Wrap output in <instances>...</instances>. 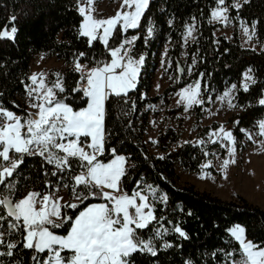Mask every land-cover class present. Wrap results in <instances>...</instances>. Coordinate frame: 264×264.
<instances>
[{
  "label": "trees",
  "instance_id": "16d2710c",
  "mask_svg": "<svg viewBox=\"0 0 264 264\" xmlns=\"http://www.w3.org/2000/svg\"><path fill=\"white\" fill-rule=\"evenodd\" d=\"M78 1L0 0V31L17 29L15 39H0V108L22 117L28 116L19 99L27 95L31 61L40 53H47L66 66L58 74L65 91L57 94V99L74 110L85 108L88 98L83 95V80L75 68L76 63L93 69L102 66L111 60V49L120 46L127 37L135 36L129 55L143 54L144 63L136 88L127 96L113 95L105 102L104 152L99 158L106 161L114 156L125 157L127 166L120 180L124 194L131 196L145 188L152 191L147 196L156 220L147 228L137 230V236L145 241L151 239L157 255L136 252L130 257L131 264H233L241 258L240 245L229 233L234 225L242 226L246 238L264 248L263 209L241 196L226 201L199 192L193 186L175 184L174 162L178 161L188 172L198 173L201 162L208 158L205 150L209 148L185 143L176 152L155 157L144 141L148 125L145 110L159 101L167 103L170 95L197 79H200L203 104L207 106L229 86L238 84L243 74L250 70L252 82L248 90L238 89L236 93V107L245 111L236 117L233 125L235 140L242 137L241 127H250L264 118V106L256 102L264 93V0H243L239 9L232 7L236 0H224L233 26L231 39L214 36L218 26L211 22V13L219 0H149L140 26L126 32L117 26L107 47L99 39L90 43L87 37L80 35L82 16L77 10ZM12 17H15L14 21ZM237 19L247 25L255 24L256 38L262 44L260 51L241 46ZM191 23L195 25L196 38L185 46L186 61L193 63V72L188 76L187 68H182V73L179 69L184 32ZM148 27L152 31L146 38ZM166 43L167 57L176 76L175 84L162 94L150 97L155 71L152 56ZM78 88L81 91H76ZM10 156L20 159L19 154L10 153ZM70 164V169H56L40 155L23 154L22 162L12 176L0 184V192L14 181L13 202L22 197L21 183L40 193H50L55 186L64 185L68 195L73 190L79 192L76 208L66 207L70 202L61 208L62 215L72 217V220L60 228L51 229L55 234L65 236L80 212L90 205L107 202L100 197L98 189L93 188L91 192L96 195H92L84 186H75L73 176L81 169L76 159H70ZM0 214L5 217L2 225L10 224L4 243L0 244V253H4L0 255V264H42L48 257L47 251L37 253L25 248L23 228H11L15 221L7 218L4 209H0ZM176 227L186 233L187 239L174 231ZM157 231L160 236L155 235ZM9 243L15 247L9 249ZM164 244L171 247L165 248ZM9 251L12 255H7ZM62 255L67 258L71 253ZM33 256L37 259L33 260Z\"/></svg>",
  "mask_w": 264,
  "mask_h": 264
},
{
  "label": "snow or ice",
  "instance_id": "6c2138e0",
  "mask_svg": "<svg viewBox=\"0 0 264 264\" xmlns=\"http://www.w3.org/2000/svg\"><path fill=\"white\" fill-rule=\"evenodd\" d=\"M94 3L95 0H87V7L80 6L78 9L83 17L80 35L88 37L90 43L99 36L106 47L118 25L125 32L128 29L138 28L149 6V0H122V9L114 17L97 19L93 15ZM219 4L223 5L224 0H219ZM234 6L240 7L239 4ZM226 12L227 8L218 7L211 16L213 19L227 21ZM12 20L14 21L15 17H12ZM244 30L248 34V29ZM151 31L148 29L149 34ZM193 31L194 26H190L187 29L188 35L190 36ZM16 32L15 27H12L10 31H0V39H15ZM253 35L254 32L249 35V39H252ZM135 39L136 37L125 40L120 47L111 49V62L92 69L84 77L87 87L82 91L88 98L87 107L74 110L67 103L58 100L53 89L64 92L61 82L58 79L53 87H47L41 74L39 88L30 89L28 93L30 97L36 93L35 100L38 102L32 104V107L38 109L36 117L29 116L22 122L21 118L11 111L0 108V184H4L6 177L12 176L22 162L23 154H38L61 170L70 169V159H76L79 161L81 172L74 177L75 185L84 186L92 195L96 193H92L91 190L98 189L100 197L110 202V205L102 203L87 207L74 219L67 235L61 236L51 229L62 227L64 223L72 220V217L62 215L63 206L58 199L50 194L41 195L30 192L25 198L14 203L9 197L0 195V209L6 210V216L15 221L11 228L22 227L26 233L24 247L34 249L37 253L47 251L48 257L44 264H131L130 257L136 252L157 255L151 239L145 241L137 236V230L147 228L156 220L151 210L149 197L142 195L139 191L131 196L115 194L121 191L119 182L125 174V157L116 156L107 164L101 163L97 158V154L104 152L106 100L113 95L127 96L138 83L144 58L140 57L138 60L126 58V52L122 55L124 45L132 44ZM118 69L120 71H117ZM76 70L83 71L78 62ZM31 80L33 84L38 83L36 75H33ZM244 90H248L247 84L244 85ZM76 91L81 89L78 88ZM179 95L181 101L187 102V108L203 104V101L199 99V83L185 88ZM229 95L225 93V96ZM229 103L231 104L230 101ZM259 103L264 105V99H261ZM231 106L234 107V105ZM259 126L261 134L264 135V122H260ZM220 133L223 139L231 142L229 155H234L236 148L232 132L225 131L221 126ZM212 135L217 136V133L214 132ZM89 138L90 143H85ZM85 147L90 151H85ZM10 153L20 154V159H13ZM230 163H235V160L223 161L225 179H227L226 170ZM6 187L9 191L12 190L11 185ZM105 188L111 191H104ZM162 199L166 200L167 197ZM66 207L76 208L77 205L69 204ZM146 209L148 211H145ZM3 219L5 217L0 216V220ZM174 231L187 239L186 233L181 228L176 227ZM229 231L240 245L239 264H264V248L247 241L243 227L236 225ZM155 235L160 236L161 233L157 231ZM3 243V239L0 238V244ZM7 246L9 249L15 247L11 243ZM163 247L167 248L171 245L164 244ZM64 252H70L71 255L66 258L62 255ZM3 254L0 253V255ZM7 255H12L11 251ZM32 259L36 260L37 257L33 256Z\"/></svg>",
  "mask_w": 264,
  "mask_h": 264
},
{
  "label": "rangeland",
  "instance_id": "374dc122",
  "mask_svg": "<svg viewBox=\"0 0 264 264\" xmlns=\"http://www.w3.org/2000/svg\"><path fill=\"white\" fill-rule=\"evenodd\" d=\"M242 2L243 0H236L232 3V7L234 9H239L240 7L237 8L234 5L239 4L241 6ZM80 6L87 7V0H79L77 2V10ZM218 7L226 8L224 4L220 5L218 1L216 7L212 10V12ZM94 9L95 11L93 12V15L95 18L108 19L114 17L118 11H121L122 0H95ZM225 15L228 17V9ZM82 21L80 23V26L82 24ZM211 22L218 26L214 31L215 38L219 36H224L227 39H231L233 26L229 18L227 19V21H224L222 19H213L211 16ZM118 26L120 27L122 32H125L123 31L120 25ZM190 26H194V31L189 36L187 29ZM245 28L248 29V34L245 33ZM148 29L150 28L148 27L145 32L146 38L151 36V34H149L148 32ZM237 30L239 42L242 47L256 51H260L262 49V44L259 43L256 38L255 24L247 25L244 21L237 19ZM253 32L254 35L252 36V39H249V35H251ZM133 37L135 36H129L125 40H132ZM195 38V25L194 23H191L186 27L184 32L182 52L180 55L182 65H180L181 68L179 69V72L182 73V68H187L188 76L191 75L193 72V63L189 64L186 61L185 46L188 42H193ZM97 39L100 40L99 36ZM100 41L102 42V40ZM132 44L124 45V52L122 51V55H125V52L128 51L126 54V58L131 57L134 60H138L140 57L144 58L143 54L138 55L136 57L129 55V50L131 49ZM167 49L168 44L166 43L154 56H152V63L155 66V71L152 80V88L149 93L150 97L162 94L166 88H171L175 84L176 76L173 69L171 68L170 60L167 57ZM110 62L111 60L108 63ZM80 65L82 69L87 67V65L85 64ZM88 67L90 71L93 69L90 66ZM65 68L66 66L62 62L57 61L53 56L47 53H40L39 55L34 56L31 61V72L29 75L30 84L27 87V95L25 98L19 99L21 107L24 108L29 114L26 117H22L21 115H18L16 113H14V115L20 117L22 122L26 121L29 116L36 117L38 109L32 107L33 103L38 102L35 100L36 93H33V95L30 97L28 94L29 90L39 88V78L41 74L43 76L44 84L47 87H53V85L59 79L58 74L60 72H63ZM117 71L120 70L118 69ZM33 75H36L38 77L37 84L32 83L31 77ZM84 77V75H81V79L83 80V85L85 88L87 87V82ZM59 81L62 84V81L60 79ZM251 82L252 75L250 73V70H247L243 74L238 84H233L229 86L221 95L217 96L214 101H209L207 106H205L204 104H200L193 105L192 107L187 108V102L181 101L179 93L182 92L185 88L194 86L197 83L200 84V79L192 80L183 88L177 90L175 93L170 95L168 97L167 103L164 101H159L157 104L145 110L148 113V125L144 133V141L148 144L149 152L155 157H162L167 154L176 152L185 143L201 146L204 149L209 148V150H205V156L207 155L208 158H205L201 162V171L198 173L188 172L180 166L178 161L174 162V169L177 174L175 184L179 187L186 185L193 186L199 192H207L215 197L226 201L234 200L236 199V196H241L246 199L249 203L264 210V135L261 134V129L259 126L260 122H264V118L250 127L240 128L242 137L239 138V141L235 140L236 151L234 155H229V149L232 147L231 142L223 139L222 133H220V127L223 126L225 131H230L233 134V125L236 121V117L242 116L245 111V109L243 108L236 107V93L238 89L244 90V85L247 84L249 86ZM53 90L56 93V96L57 94L59 95L61 93L58 89L54 88ZM225 93H229L230 95L225 96ZM221 97L224 98L221 99ZM199 99L202 100L201 92ZM261 99H264V93ZM261 99H258L256 102L259 103ZM229 101L231 102V104L229 103ZM231 105H234V107ZM213 125L215 126V128H211V126ZM205 128H207L208 131H205ZM24 131H26V129ZM214 132L217 133V136L212 135V133ZM83 139L84 138H82V140ZM213 141L216 142L213 143ZM85 143H90V138L85 141ZM85 151L90 150L85 147ZM37 155L38 154L34 156ZM101 155L102 154H97V158L101 163L105 164L110 163L116 157L114 156L109 160L103 161L99 159ZM225 159H228L230 161L232 159L235 160V163H230L229 167L226 170L227 179L224 178L225 169H223L222 167L223 161ZM50 165L55 166L54 164ZM206 165L207 167H205ZM126 166L127 163H125V168ZM76 175L78 174H75L73 176V181ZM8 185L12 186V190L9 191V189L5 186L0 192V195L4 197H9L11 199L12 193L15 190V181ZM20 191L22 197L16 200L15 202H18L20 199L25 198L30 192L40 193L37 190L28 189L22 183L20 184ZM104 191L111 190L105 188ZM139 192H141L142 195L152 193V191L148 190V188H145L144 191ZM40 194H50L55 199H58L62 206H64L67 202H70V204H75L80 199V194L76 190H73L72 194L68 195L67 188L65 185L55 186L52 192L47 193L46 191H44ZM115 194L120 195L124 193L121 190L120 192ZM105 203L110 204V202L108 201ZM138 203H140L139 200ZM145 211L148 210L146 209ZM0 216L2 215L0 214ZM2 222L3 220H0V238L3 239L9 231L10 224H8L7 226H3ZM246 240L249 241L247 238ZM240 260L241 258L236 259L233 264H239ZM42 264H44V262Z\"/></svg>",
  "mask_w": 264,
  "mask_h": 264
},
{
  "label": "built area",
  "instance_id": "2783aa9c",
  "mask_svg": "<svg viewBox=\"0 0 264 264\" xmlns=\"http://www.w3.org/2000/svg\"><path fill=\"white\" fill-rule=\"evenodd\" d=\"M88 72H90V69H89V67L87 66V67L83 68V71H82V72L80 71L79 73H80V75H84V76H86ZM19 157H20V154H19ZM16 159H18V157H17ZM109 205H110V204H109Z\"/></svg>",
  "mask_w": 264,
  "mask_h": 264
},
{
  "label": "crops",
  "instance_id": "0c3cea01",
  "mask_svg": "<svg viewBox=\"0 0 264 264\" xmlns=\"http://www.w3.org/2000/svg\"><path fill=\"white\" fill-rule=\"evenodd\" d=\"M119 47V46H118ZM130 51V50H129ZM124 52V51H123ZM127 52L128 51H126V54H127ZM37 55H39V54H37ZM37 55H35V56H37ZM30 72H31V66H30ZM34 155H36V154H33L32 156H34ZM66 193V192H65Z\"/></svg>",
  "mask_w": 264,
  "mask_h": 264
},
{
  "label": "water",
  "instance_id": "95a60500",
  "mask_svg": "<svg viewBox=\"0 0 264 264\" xmlns=\"http://www.w3.org/2000/svg\"><path fill=\"white\" fill-rule=\"evenodd\" d=\"M4 212H5V214H6V210H4ZM7 218H9V219H11V220H14L13 218H11V217H7Z\"/></svg>",
  "mask_w": 264,
  "mask_h": 264
}]
</instances>
